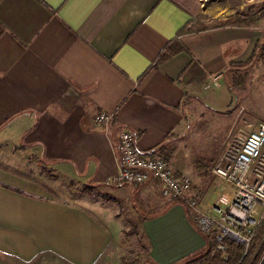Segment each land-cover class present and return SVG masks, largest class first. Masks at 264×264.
<instances>
[{
	"label": "crops",
	"instance_id": "1",
	"mask_svg": "<svg viewBox=\"0 0 264 264\" xmlns=\"http://www.w3.org/2000/svg\"><path fill=\"white\" fill-rule=\"evenodd\" d=\"M207 1L0 0V264H111L134 225L157 264L204 251L185 204L149 215L166 197L160 184L107 180L121 131L171 163L177 142L197 133V104L232 98L228 72L264 40V21L179 31L261 0ZM173 41L183 50L157 63ZM100 112L112 122L98 124Z\"/></svg>",
	"mask_w": 264,
	"mask_h": 264
},
{
	"label": "built area",
	"instance_id": "2",
	"mask_svg": "<svg viewBox=\"0 0 264 264\" xmlns=\"http://www.w3.org/2000/svg\"><path fill=\"white\" fill-rule=\"evenodd\" d=\"M219 76L213 84L218 85ZM113 115L100 112L95 116L98 124L108 125ZM118 172L107 180L108 184L142 186L156 182L162 186L164 196L173 200H187L196 206L200 199L192 197L193 182L186 174L177 175L170 162L154 152L144 153L135 144V135L129 130L119 134ZM215 177L226 186L216 188L215 214L204 213L198 206V228L215 235L217 248L225 250L227 240L244 247L239 264H263L264 251L255 247L256 232L264 220V120L253 124L246 134H236L213 165Z\"/></svg>",
	"mask_w": 264,
	"mask_h": 264
},
{
	"label": "rangeland",
	"instance_id": "3",
	"mask_svg": "<svg viewBox=\"0 0 264 264\" xmlns=\"http://www.w3.org/2000/svg\"><path fill=\"white\" fill-rule=\"evenodd\" d=\"M243 1L246 2L247 0ZM263 1L261 0L257 5H261ZM230 2L233 0H208L206 4L211 5V8L220 6L222 3H228L229 7L235 5L230 4ZM249 8V5H244V14ZM239 77L242 79L241 84L234 85L235 78ZM228 78L233 84L232 98L229 99L228 104L223 101V104L214 108L206 107L201 103H199L201 106L197 104L199 106V109L196 110L198 115L195 118L197 133L191 132L189 136L186 135L177 142L178 154L175 155L176 159L170 163L172 168L176 172L178 171L177 173L183 172L192 179V197L199 199L205 194L204 198L200 199L194 207L188 204L187 200L181 201L163 197V200L158 199V205L155 210H151L149 215L159 213L172 201H180L189 207L197 227L200 214L198 206L204 213L215 214L212 207L217 196L216 188L227 184L224 180L213 175V165L219 161L221 154L227 149L234 135L246 134L253 124L264 120V52H259L255 60L246 67L228 72ZM223 88L225 89V87ZM202 112L204 115L201 117ZM199 177H201L200 183H198ZM84 188V191L92 193L88 186H84ZM204 234L210 235L216 241L214 234ZM263 240L264 238L258 243L255 241V247L259 245L262 250ZM142 246L146 245L139 230L129 231L121 238V243L117 246V254L114 256L115 261L111 264H122L125 259H139L140 264H157L147 255V248L144 247L143 250ZM147 259L151 263H147ZM59 264L69 263L59 262Z\"/></svg>",
	"mask_w": 264,
	"mask_h": 264
},
{
	"label": "trees",
	"instance_id": "4",
	"mask_svg": "<svg viewBox=\"0 0 264 264\" xmlns=\"http://www.w3.org/2000/svg\"><path fill=\"white\" fill-rule=\"evenodd\" d=\"M263 21H264V1L261 5H257V4L251 5L246 15H242V14L237 13V14H235L231 17L225 18V19H215L210 23L197 22L194 25H191V23H187L184 27L181 28V30L179 31V34L201 32V31H205V30H209V29L225 27V26L234 25V24H242L245 26H258ZM183 48L184 47L179 42L173 41L172 43H170L165 48L163 53L160 54V56L157 60V63H160V62L168 59L169 57L179 53L180 51L183 50ZM261 51L264 52V40L260 41L254 47L253 53L247 61L237 64L236 70H238L240 68H244L247 65L251 64L255 60V57L258 55V53ZM241 82H242V79L240 77L235 78L234 85L238 86L239 84H241ZM230 87L233 91V84H231ZM155 151L156 150H154L153 152H155ZM164 158L166 160L170 161L171 156L167 155ZM0 166H2V165H0ZM5 168L8 169L7 167H5ZM11 171H13L16 174H20L21 176H23L27 179H30V180L34 179V178H32V176L25 174V173H22V172H19L17 170H11ZM176 174L180 175V173H177V172H176ZM42 185L45 188H47L48 190L55 192L48 185H45V184H42ZM190 219L195 225L197 224L194 219H192L191 217H190ZM133 227H134V230L135 229L137 230V228H136L137 226L134 225ZM202 234L205 236V239H206L205 251L203 253L197 255V256H194L193 258H191L189 260L180 262L178 264H239V262L243 256V252H244V247L241 244H239L233 240H227L226 241V245H227L226 249L225 250H219L217 248L216 241L213 240V237H211L210 235L204 234V233H202ZM263 238H264V220L262 221L261 225L259 226V228L256 232L255 241L258 243ZM262 244H263V249L261 252L264 251V240H263ZM147 255H149L148 252H147ZM140 262L141 261L139 259H125L122 264H140ZM146 262L151 263V261L149 259H147Z\"/></svg>",
	"mask_w": 264,
	"mask_h": 264
}]
</instances>
